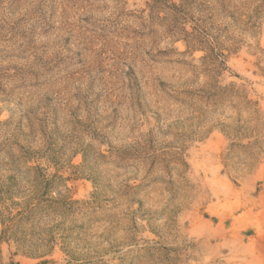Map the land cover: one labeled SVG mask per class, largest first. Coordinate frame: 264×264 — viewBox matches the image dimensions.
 Here are the masks:
<instances>
[{"label": "rangeland", "instance_id": "374dc122", "mask_svg": "<svg viewBox=\"0 0 264 264\" xmlns=\"http://www.w3.org/2000/svg\"><path fill=\"white\" fill-rule=\"evenodd\" d=\"M0 264H264V0H0Z\"/></svg>", "mask_w": 264, "mask_h": 264}, {"label": "trees", "instance_id": "16d2710c", "mask_svg": "<svg viewBox=\"0 0 264 264\" xmlns=\"http://www.w3.org/2000/svg\"><path fill=\"white\" fill-rule=\"evenodd\" d=\"M203 36H205V34ZM208 48H209L210 53L203 57L204 60L209 58V59H211V61L212 60L218 61L220 58H223V54L220 51L216 52L215 47L212 44L208 45ZM48 182L49 181L44 179L43 177H41V180L39 181V183H41V185L43 183H45V185H48L49 184ZM41 196H43V195H41Z\"/></svg>", "mask_w": 264, "mask_h": 264}]
</instances>
